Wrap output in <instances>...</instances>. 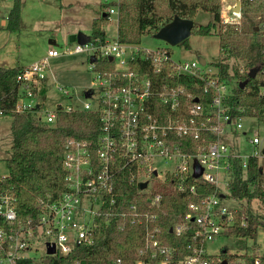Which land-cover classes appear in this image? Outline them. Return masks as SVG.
I'll return each instance as SVG.
<instances>
[{
	"label": "built area",
	"instance_id": "2783aa9c",
	"mask_svg": "<svg viewBox=\"0 0 264 264\" xmlns=\"http://www.w3.org/2000/svg\"><path fill=\"white\" fill-rule=\"evenodd\" d=\"M222 1V22L241 23L242 4L238 12L233 10L238 0L232 4ZM108 12L115 14L118 23V6H111ZM256 20H262L264 30V17ZM78 53L87 54L98 91L86 89L83 107L62 105V109L99 113L102 130L96 144L76 137L66 139L62 160L66 188L55 201H42L36 217L19 216L16 199L3 188L4 176L0 177V264H38L44 256L49 264L51 256L92 244L100 218L112 214H128L132 222L145 224L146 244L141 253L149 257L129 264H221L224 258L211 254L208 245L224 236L225 228L233 223V210L223 201L232 172L236 161L246 168L249 159L259 158L263 142L258 130L252 134L245 130V121L263 120L232 112L237 81L223 78L214 66L207 67V60L205 64L199 58L176 60L169 48H144L140 43L123 42L118 35L104 41L91 36L83 44L75 41L74 46H51L40 60L22 68L17 77V110L37 108L42 120L53 122L61 104L47 110L39 94L41 85L48 82L51 59ZM105 60L113 64L112 68L98 67ZM161 73L163 78L158 76ZM191 78L195 79L192 91L183 82ZM57 88L71 97L67 87ZM177 136L194 138L196 150H182ZM246 144L252 151L246 150ZM197 167L202 170L198 177ZM168 176L181 178L180 189L185 188L187 177L215 186L199 201L190 202L182 221L170 228L177 236L188 233L192 239V252L182 259L175 258V247L163 243L158 213L141 211L136 201L128 212L120 203L113 208L115 192L124 178L139 183L141 191L150 192L156 182L164 183ZM143 182H147L144 189L140 187ZM190 190L197 191L195 183ZM161 198L158 191L152 201L160 204ZM263 255L259 252L251 261L237 257L228 264H264ZM112 264L123 261L117 258Z\"/></svg>",
	"mask_w": 264,
	"mask_h": 264
},
{
	"label": "trees",
	"instance_id": "16d2710c",
	"mask_svg": "<svg viewBox=\"0 0 264 264\" xmlns=\"http://www.w3.org/2000/svg\"><path fill=\"white\" fill-rule=\"evenodd\" d=\"M241 23L227 24L222 22V0H120L119 3H102V14L92 21L90 35L104 41L107 37L106 23L110 20L108 9L118 6V32L123 42L140 43L142 35L157 32L163 25L170 22L176 15L182 18H195L202 12H208L210 18L195 22L192 34H217L220 43V57L213 62L223 78L237 81L234 87L232 112L240 115H256L264 121V0H241ZM23 0H14L7 17V28L17 30L21 23ZM106 13V15H104ZM258 27V29H256ZM180 45L188 46V38ZM113 64L105 60L98 64L99 68H112ZM257 68L255 76H249L250 70ZM151 66H149V70ZM21 66H0V110L2 115L12 118L11 134L13 137L11 152L6 159L9 173L4 176L1 185L16 199L18 214L21 218L36 217L42 208V201H55L65 190V171L62 160L65 141L68 137H76L92 141L96 144L102 130L100 114L93 111L75 110L67 112L58 106L53 122L42 120L37 108L18 111L16 104L19 99L18 74ZM164 77V73L158 75ZM248 80L245 87L240 82ZM175 81H178L175 80ZM195 79H183L189 90H193ZM181 82V79H180ZM48 83L43 81L40 97L46 98ZM177 143L184 151L196 150L197 142L189 136H177ZM181 178L168 176L164 183L156 182L150 192L141 191L139 183L134 180H123L117 188L115 197L122 209L129 211L135 201L141 211L156 212L160 217L163 243L175 247V258L182 259L192 252L189 247L192 239L186 233L177 236L170 231L171 226L182 221L192 201H199L203 194L214 190L211 183H204L192 177L184 179L185 188L178 187ZM195 183L196 192L190 190ZM160 191V204L152 201ZM228 196L237 200L253 199L259 201L264 209V171L259 158L249 159L246 168L236 161L232 172ZM120 203V204H119ZM117 204H119L117 206ZM232 209V208H231ZM116 210V209H115ZM233 223L228 225L223 235L229 238H257L259 230L264 227V212L254 211L250 205L233 211ZM96 228L94 242L90 245L77 246L69 254H57L49 258V264H112L121 258L123 264L138 259H147L148 254L141 253L146 244L145 224L134 223L131 217L109 215L101 217ZM249 249L239 257L251 261L259 255L258 246ZM222 258L232 261L237 258L224 247ZM264 260V255H263Z\"/></svg>",
	"mask_w": 264,
	"mask_h": 264
},
{
	"label": "rangeland",
	"instance_id": "374dc122",
	"mask_svg": "<svg viewBox=\"0 0 264 264\" xmlns=\"http://www.w3.org/2000/svg\"><path fill=\"white\" fill-rule=\"evenodd\" d=\"M235 1L228 0L231 4ZM13 2L14 0H0V66L5 67L28 66L40 60L46 54L52 38L56 40V44L53 45L58 48L66 44L74 46L75 41H70V36L81 31H77L79 27L85 33L90 34L92 21L101 15V4L105 1L23 0L21 23L17 30L7 28V21L4 26L1 25V18L7 20ZM208 18H210V14L202 12L194 21L198 23L206 21ZM105 28L108 38L114 40L118 32L115 14L111 16ZM140 45L152 50L169 48L176 60H194L202 56L208 62L207 67L213 66L212 63L218 61L220 57L219 36L215 33L210 35L191 34L188 38V46H184L171 45L167 41L155 37L154 33L149 31L142 35ZM50 69L46 98L42 100L44 107L49 111L54 110L58 104L83 107L86 89L92 88L93 91H98V82L94 79L95 73L90 68L86 53L54 57L50 61ZM58 85L67 87L71 92V97L60 91L57 88ZM11 122V116L0 114V177L7 176L9 173L6 159L10 155L13 140ZM245 130L249 134H252L254 130L260 132L263 142L260 146L259 163L264 171V121H245ZM246 150L252 151V148L246 144ZM226 191L229 194V191ZM223 201L233 211L240 208L246 210L250 205L254 211L264 212L257 199L248 203L244 199L240 201L227 195ZM254 246H258V251L264 253V227L259 230L257 238L220 236L209 243L208 250L215 255L221 254L222 248L226 247L231 254H236L239 257L248 249L249 252H252ZM37 262L38 264H47V259L44 256Z\"/></svg>",
	"mask_w": 264,
	"mask_h": 264
},
{
	"label": "water",
	"instance_id": "95a60500",
	"mask_svg": "<svg viewBox=\"0 0 264 264\" xmlns=\"http://www.w3.org/2000/svg\"><path fill=\"white\" fill-rule=\"evenodd\" d=\"M233 10L238 12L241 11V0H238L236 2V5L234 6ZM104 15H106V13H104ZM194 25L195 21L193 19L182 18L179 15H176L170 22L166 23L157 32H155L154 36L167 41L171 45H177L180 44L186 38H189V36L192 34ZM256 29H258V27ZM90 37V34H87L83 31H78L77 33L72 34L70 36V41H77L83 44L89 41ZM53 44H56V42H53ZM198 58L203 64H205L206 59L204 57L199 56ZM257 70V68H253L252 70H250L249 76H255ZM247 82V79L240 82V87H245ZM86 95H89V92H86ZM201 172L202 170L197 167L195 175L198 177L200 176ZM146 185L147 182H143L141 183L140 187L144 189ZM49 252L54 253V248H50ZM221 264H228V260L224 258Z\"/></svg>",
	"mask_w": 264,
	"mask_h": 264
},
{
	"label": "crops",
	"instance_id": "0c3cea01",
	"mask_svg": "<svg viewBox=\"0 0 264 264\" xmlns=\"http://www.w3.org/2000/svg\"><path fill=\"white\" fill-rule=\"evenodd\" d=\"M100 10L102 11V4H101V8H100ZM101 14H102V13H101ZM6 21H7L6 18H3V17H2V18H1V25L4 26V25L6 24ZM78 30L83 31V29L80 28V27H79V29H77V31H78ZM83 32H85V31H83ZM88 34H89V33H88ZM53 42H56L55 38L50 39V46H49V47L54 46V45H53ZM49 47H48V48H49ZM28 66H29V65H28ZM21 67L24 68V67H27V65H21Z\"/></svg>",
	"mask_w": 264,
	"mask_h": 264
}]
</instances>
